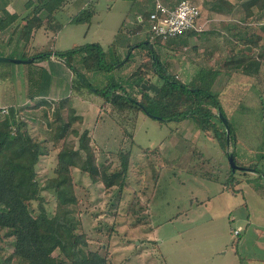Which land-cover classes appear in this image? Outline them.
<instances>
[{
    "label": "rangeland",
    "instance_id": "1",
    "mask_svg": "<svg viewBox=\"0 0 264 264\" xmlns=\"http://www.w3.org/2000/svg\"><path fill=\"white\" fill-rule=\"evenodd\" d=\"M179 1L175 0L174 5ZM192 1L201 7L200 24L206 30L204 36L202 32H188L156 41L152 37L156 48L160 47L164 61L170 51L177 50L181 58L174 59L173 64L179 65L182 55L189 52L193 57L203 56L222 66L231 49H239L235 46L239 45V36L235 37L232 26L243 23L245 0H230L234 6L226 12L213 10L207 3L209 0ZM67 2L57 13V23H62V27L39 29L33 38L24 37L21 46L38 52L68 50L75 45L100 42L111 50L117 37L139 42L148 36L147 22L143 24L142 33L135 32L132 27L138 24V10L144 12L153 7L147 1L139 4L134 0ZM83 7L94 10L90 22H72L71 15ZM247 21L258 26L257 31L262 35L260 42L264 43V12L257 11ZM185 43L193 48L185 49ZM195 46L198 47L195 49ZM4 47L6 51L11 49L7 43ZM20 49L11 51L18 54ZM120 51L123 57L128 54L127 49ZM142 58L139 51L135 63ZM32 61H0V105L10 108L15 104L30 121L34 135L40 136L50 149L37 166L38 177L44 184L45 179L54 174L58 148L52 141V131L43 117L42 107L32 108L44 97L33 99L31 95L44 92L58 75H63L54 67H50L53 75H47L40 61ZM11 66L17 70L11 71ZM29 71L32 74L36 71L32 80L28 77ZM83 72L96 86H101L106 77L86 69ZM234 73L229 78L224 75L220 85L214 87L221 90L220 99L238 136L256 148L253 163L264 167L261 157L264 116L260 100L264 98V66L259 76L242 69ZM41 77L38 85L33 83ZM145 82L151 92L156 90L154 76ZM71 83L69 90L75 93L73 105L84 115L82 128L91 130L99 162H112L117 167L121 162L120 150L131 153L128 186L123 193L117 186L106 188L104 183L93 181L79 168L73 171L75 189L80 197L79 214L91 248L108 255L117 264H264V197L252 185L255 181L264 182L258 173L238 169L236 175L243 179L239 184L241 191L225 189V182L231 176L228 154L219 139L203 131L193 118L187 129H183L182 120H160L142 110L117 111L103 95L84 86L78 87L77 81L74 87L73 81ZM241 99L249 104L242 108L232 105ZM228 147V150L234 149L233 144ZM42 195L45 207L53 212L56 206L54 191L44 188ZM136 196L141 200L135 205L137 213H129L131 198ZM34 202L37 206L39 201ZM141 204H145L144 208ZM240 227L242 234L238 236L233 231ZM4 249L7 253L13 247L8 245Z\"/></svg>",
    "mask_w": 264,
    "mask_h": 264
},
{
    "label": "trees",
    "instance_id": "2",
    "mask_svg": "<svg viewBox=\"0 0 264 264\" xmlns=\"http://www.w3.org/2000/svg\"><path fill=\"white\" fill-rule=\"evenodd\" d=\"M67 1L28 0V4H40L47 13L40 16L39 11H36L39 5H34L29 12L28 23L21 28L22 35L29 39L42 26L49 29L62 27V23H57V13ZM143 1L154 7L156 0H134L137 4ZM163 1L170 6L175 3V0ZM207 3L213 10L223 12L234 6L230 0H209ZM137 6L144 10L143 6ZM243 6V23L238 22L232 26L235 37L239 36V45H235L239 49H231L222 66L201 67L190 81H183L171 71L161 57L159 47L156 48L155 45L156 40L174 38L181 34L168 38L158 36L153 41L149 31L145 40L128 44V54L124 57L119 48L122 40L118 37L111 50L106 49L100 42H91L75 45L68 50L31 52L29 48H24L20 54L10 53L7 56L33 57L32 62L57 57L73 71V87L77 81L78 87L84 86L103 95L117 111L142 110L160 120L193 118L203 131L212 133L219 139L227 154L234 153L237 163L248 167L245 169L256 171L264 180V167L254 164V160L247 164L240 162L235 149L228 150L230 144L235 146L237 142L236 127L220 99L221 90L214 87L220 85V75H227L229 78L234 70L242 69L245 73L259 76L264 66V43L260 42L262 35L257 31V25L247 21L248 17L257 13L254 9L264 12V0H245ZM149 10L150 8L144 12L138 10L137 14L146 16ZM93 12L92 8L83 7L70 20L90 22ZM16 18L17 14L5 11L0 16V29H6ZM143 24L139 25L143 27ZM137 29L133 28L135 32ZM203 31L206 30H189L185 33ZM135 47L141 51L142 60L128 76L119 75L117 72L124 64L134 61L132 49ZM253 50H256V54ZM28 62L30 61H26ZM83 69L106 76L103 84H93ZM36 71L33 74L29 71L28 77L31 80L34 79L32 76ZM154 75L159 82L155 83L156 90L151 92L145 81H150ZM41 79L42 77L33 83L38 85ZM46 95L45 92H33L31 95L33 99L44 97L32 105V108L42 107L43 117L52 131V141L58 148L54 174L47 177L44 184L38 177L37 166L41 157L47 155L50 149L40 136L34 135L30 121L15 104L10 105L9 111L0 116V264H117L108 255L90 247V240L83 229L79 214L80 197L75 189L73 171L79 168L88 173L93 181L104 183L106 188L117 186L123 193L128 186L131 153L129 150H120L121 162L117 167L112 162L101 164L91 130L82 128L84 117L73 105L72 95L60 98H49ZM260 100L261 115L264 116V98ZM220 113L227 118V125ZM261 157L264 158V152ZM230 172L231 176L226 180L227 188L237 192V170L233 171L231 168ZM262 185L264 187V182L254 184L264 197V188L260 187ZM44 188L55 193L56 206L53 212L45 207L42 195ZM34 201H39L37 206ZM140 202L137 196L131 198L128 212L137 213L135 205ZM148 203L149 201L146 202V209ZM141 206L144 208L145 204ZM8 245L13 250L5 253L3 250Z\"/></svg>",
    "mask_w": 264,
    "mask_h": 264
},
{
    "label": "crops",
    "instance_id": "3",
    "mask_svg": "<svg viewBox=\"0 0 264 264\" xmlns=\"http://www.w3.org/2000/svg\"><path fill=\"white\" fill-rule=\"evenodd\" d=\"M35 1H38V0H35ZM67 3L68 2L65 3L64 7L66 6ZM34 5H39L38 7L36 6L37 7L36 11L37 10L39 11L40 16H44L45 14L43 13V11H46V9L38 3L28 4V0H0V16H3L5 11L17 14V18L15 19V21H13L6 29H4V30L0 29V55L2 54V55L7 56L8 54L14 52V51H11L12 49L14 50V48H18V47L19 48L21 47L20 53L24 50V47L21 46V43H23V40H25V39H24V36L22 35V29L21 28L25 24L28 23L29 12L34 7ZM64 7L62 9H64ZM254 10H255V12H257V9H254ZM136 17H137V15H136ZM137 21H138V19H137ZM140 23L141 22L138 21V24H135L134 26H132L133 28H136V29L139 28L136 31L137 33H142V30H144V28L141 27V25H139ZM39 29H44L46 31L48 30V28H46L45 26H42V27L36 29L32 33V38H33V35H35ZM203 33H205V32H202V35L204 36ZM200 39L203 40V37ZM130 42H136V41H130L127 39L122 40V43H121L122 46H120L119 48L120 49H122V48L127 49L128 44ZM4 43H7L9 48H11L10 51H6L7 47H4L5 49H3ZM11 44H13L12 47L10 46ZM190 46H191L190 44L185 43L183 47H185V49H189L187 47H190ZM197 47L198 46H195L194 48L196 49ZM190 48H193V47H190ZM29 51L32 52V50H30V49H29ZM132 51L134 53V61L124 64V66L121 67L117 72L119 75L128 76L136 68L137 63H135V62H136V59H138V52L139 51H138L137 47L133 48ZM20 53H18V54H20ZM177 54H178V56L180 55L177 52V50L170 51V53H168V55L166 56L165 62L170 67L171 71L173 73H175L183 81L192 80L196 76V74L198 73V71L201 67L208 66V65L209 66L210 65L211 66L216 65V62L211 63L210 60L205 59V57H203V56H200L199 58L193 57V56H191L192 53H189V52L187 53V55H184V57L182 55V60H181V63L179 65L177 63L173 64L174 59L181 58V57H178ZM254 54H256V52ZM17 63H20V62H17ZM39 65H42V67H45L47 69V72L49 74L51 73V75H53V69H51L50 67L56 68V70H58V72L62 73V75H63L62 77L58 75V77L55 80H53L54 82L52 81L50 84L47 85V87L44 91L47 94L46 95L47 97H49V98H60V97H64L67 95H72V97H74L75 93H73L71 90H69V86L70 87L72 86L71 82L74 79V73L62 60H60L57 57L52 56L50 59L40 61ZM262 68H261V70H262ZM9 69L11 71L17 70L16 67L14 68L12 66ZM233 73H234V71H233ZM154 77H155V82H153V84L156 85L155 83L159 82V79L156 75H154ZM222 77H223V75L219 76V79H218L219 82L222 80ZM231 83H232V81H231ZM233 84L236 85L234 82H233ZM84 88H86V87H84ZM247 104H249L248 101H246L244 99H241L239 102H235V103L232 102L233 106L239 107V108L247 106ZM76 109H77V107H76ZM239 112H240V110H239ZM78 113L83 115V113H81V112H78ZM100 115H101V112L98 114V116L100 117ZM83 117H84V115H83ZM189 121H190V117L182 119V123H183L182 128L183 129H187V125H189ZM87 128H89V127H87ZM243 140H245V139H243ZM243 140H242V137L238 136V134H237V142L234 146V149L236 151V156H237L238 160L240 162L247 164V163L252 162L254 160V156H255L257 150L250 143H247L246 141H243ZM241 170L246 171V173L247 172H251V173H255V174L257 173L256 171L251 170V169H241ZM237 179L239 180V183H237L235 185V188L238 189L237 192H240L241 187H239V184L241 183V180H243V179L240 176H237ZM257 183H259V182L255 181L252 183V185L258 191V189L254 186V184H257ZM260 183H263V182H260ZM225 189H228L226 182H225ZM258 192L260 193V191H258ZM241 230H242V228L240 227V232L237 234L238 236L242 234ZM240 239H239V241H240Z\"/></svg>",
    "mask_w": 264,
    "mask_h": 264
},
{
    "label": "built area",
    "instance_id": "4",
    "mask_svg": "<svg viewBox=\"0 0 264 264\" xmlns=\"http://www.w3.org/2000/svg\"><path fill=\"white\" fill-rule=\"evenodd\" d=\"M201 7L192 0H180L173 6L167 5L160 0H156L155 6L149 10L148 15L137 14V19L141 23H148L151 37L168 38L183 34L189 30H204L200 24ZM1 114H6L9 108L0 105ZM235 234L240 232V228L234 230Z\"/></svg>",
    "mask_w": 264,
    "mask_h": 264
},
{
    "label": "water",
    "instance_id": "5",
    "mask_svg": "<svg viewBox=\"0 0 264 264\" xmlns=\"http://www.w3.org/2000/svg\"><path fill=\"white\" fill-rule=\"evenodd\" d=\"M32 60H33V57L20 58V57H10V56H0V61L26 62V61H32ZM220 116L223 118L225 124L227 125V123H228L227 118L222 113H220ZM227 130H228V134H229V128L228 127H227ZM228 158H229L230 166L233 169V171H235L237 169L248 168L244 165L237 163V161L235 159V155L233 152L228 153Z\"/></svg>",
    "mask_w": 264,
    "mask_h": 264
}]
</instances>
